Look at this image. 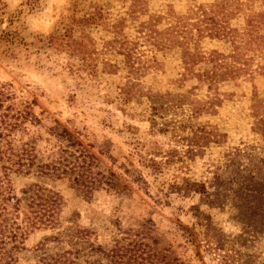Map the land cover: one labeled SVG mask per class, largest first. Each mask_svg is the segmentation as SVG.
<instances>
[{
  "label": "rangeland",
  "instance_id": "374dc122",
  "mask_svg": "<svg viewBox=\"0 0 264 264\" xmlns=\"http://www.w3.org/2000/svg\"><path fill=\"white\" fill-rule=\"evenodd\" d=\"M263 66L264 0H0L5 261L222 264L211 223L232 264H264V227L229 199L242 172L264 174ZM146 95L171 107L154 126Z\"/></svg>",
  "mask_w": 264,
  "mask_h": 264
},
{
  "label": "trees",
  "instance_id": "16d2710c",
  "mask_svg": "<svg viewBox=\"0 0 264 264\" xmlns=\"http://www.w3.org/2000/svg\"><path fill=\"white\" fill-rule=\"evenodd\" d=\"M211 23L213 24L211 31H214L215 35L218 37H230V41L232 44H234L238 40L239 36H234L231 34V31H225L220 30L218 27H216V23L211 20ZM257 25L253 20L248 21L247 28H246V34L245 36H248V40L251 43L257 42V37L254 36L257 33ZM53 39V38H52ZM241 42V41H240ZM236 47V46H235ZM127 60L129 65H133V62H130L131 56L129 54H126ZM193 58V57H192ZM192 58L189 62H185V70L186 74H193L191 65H192ZM131 63V64H130ZM227 65L219 63H215V70L213 73L209 74L206 73V75L203 76L204 81H208L210 83H215L218 79L225 77L228 72L227 68L225 67ZM134 71V66L130 67ZM223 69L225 71H223ZM262 70L264 72V66L262 67ZM133 73V72H132ZM131 89L122 88L121 89V95L123 97L124 101H129L131 98L137 97L135 93H131ZM138 97H142L139 95ZM137 99V98H136ZM146 100L149 102L150 116L152 117V125H156L155 119L156 118H162L164 114H166L171 107L167 104V102L164 100L163 96L160 95H146ZM163 127H167V123L162 124ZM258 126L260 133L264 136V118H260L258 120ZM160 130H166L165 128H162ZM202 138H193L194 141L190 142V146L195 147H201V142L198 140H201ZM204 141V140H203ZM203 143V142H202ZM188 184V183H187ZM189 185V184H188ZM188 191H194L196 193H199L203 196V199L206 200V202L210 203L209 200L211 193H208L206 187L204 185L200 184H194L191 183ZM229 199L232 203L236 205V209L240 210V214L243 218V220H246L249 223H252L254 225H259L260 227H264V174L260 168L258 172H253L252 170L242 172V176L240 177V181L238 183V186L236 189L232 190L229 195ZM5 200V199H4ZM3 199L0 201V215L2 214L4 208L1 206ZM2 207V208H1ZM200 226L204 227V241H205V249L207 250H213L214 252L218 253V256L221 259L222 264H232L233 262H237L240 259L239 254L232 250L225 248L226 241L224 239V236L221 232V230L216 229L212 227L211 223H203L199 224ZM3 227L0 223V236L2 235ZM186 232H188V235L192 238L193 237V231H191L188 228H185ZM14 238V236H12ZM2 243L0 242V264H10L8 261H5V259L10 258V254L7 251L2 252ZM6 245V244H5ZM225 248V249H224Z\"/></svg>",
  "mask_w": 264,
  "mask_h": 264
}]
</instances>
